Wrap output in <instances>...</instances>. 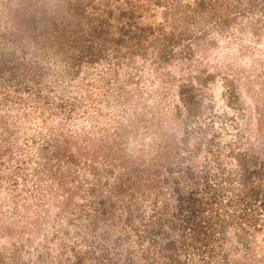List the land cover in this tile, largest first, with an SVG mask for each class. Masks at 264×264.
<instances>
[{
  "label": "rangeland",
  "instance_id": "rangeland-1",
  "mask_svg": "<svg viewBox=\"0 0 264 264\" xmlns=\"http://www.w3.org/2000/svg\"><path fill=\"white\" fill-rule=\"evenodd\" d=\"M249 1L163 54L82 65L0 18V264H264V15Z\"/></svg>",
  "mask_w": 264,
  "mask_h": 264
},
{
  "label": "trees",
  "instance_id": "trees-1",
  "mask_svg": "<svg viewBox=\"0 0 264 264\" xmlns=\"http://www.w3.org/2000/svg\"><path fill=\"white\" fill-rule=\"evenodd\" d=\"M88 1L0 0L2 3L7 2L0 6V18L4 19L5 25L12 32L17 31L18 27L28 30L30 40L36 42L37 48H42L43 51L50 50L56 54L61 49L69 52V48L73 47L76 50L69 52L67 57L73 59V63L82 65L81 61L86 54L93 59H101L107 55L119 59L142 51L147 44L158 45L159 53L163 54L173 42L190 38L195 40L196 37L206 34L210 28L205 25L220 24L223 27L239 16L229 14L227 0H137L134 6V1L128 0L129 9L121 8L118 14L112 7L106 11L104 5L102 8L97 2ZM162 2L165 4L162 19L154 25L151 21H144L146 17L153 15V6H159ZM18 4H24V8L20 10ZM235 4L237 5L236 1L232 7ZM249 4L259 7L255 9L264 15V0H250ZM137 10L139 12L135 14ZM241 15L245 16L244 12ZM66 29H71L69 35L64 34ZM123 38H126L125 42ZM187 51L192 54L194 49L187 47ZM180 85L185 91L187 103H191L194 100L192 82H182ZM233 93L236 92L232 91L230 94ZM87 96L91 98L92 95L88 93ZM69 101L72 106L77 103L76 98ZM197 227V237L200 232H204L202 237L204 244H207L209 230ZM176 261L180 264L182 260L176 258Z\"/></svg>",
  "mask_w": 264,
  "mask_h": 264
}]
</instances>
